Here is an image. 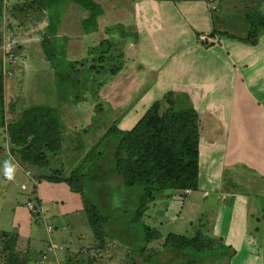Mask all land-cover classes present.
Here are the masks:
<instances>
[{"label":"trees","instance_id":"1","mask_svg":"<svg viewBox=\"0 0 264 264\" xmlns=\"http://www.w3.org/2000/svg\"><path fill=\"white\" fill-rule=\"evenodd\" d=\"M63 1L65 0H19L11 4L10 9L13 13L18 10L31 12L30 14L36 13V18L39 20L45 12L47 32L41 40V46L52 66L50 67L56 84L66 88L68 103H74L84 98L81 96V89L89 80L96 82L90 89L91 95L95 97L98 94L104 82V79H98V74L100 77L110 74L109 80L119 79L118 74L127 67L124 59L126 45L130 40L136 42L137 32L133 24L120 22L111 25L104 23L100 29L98 19L104 13L98 0H66L84 13L83 19L78 23L76 21L73 28H82L83 34L94 31L102 34L97 42L93 41V44L89 45L86 56L80 59H68L65 48L69 38L66 34L62 37L57 35V25L61 18L59 5ZM215 9L216 7L211 10ZM3 15L4 0H0V22ZM244 22L247 26L246 33L238 39L255 44L259 30L264 28V11L246 14ZM217 33L219 32L213 29L210 36ZM219 34L236 38L227 32ZM200 42L207 46L212 44L204 40ZM51 55L54 57L52 60H50ZM11 66V63L7 66L6 63L0 62V68L7 69L8 74H11L8 70ZM3 89L4 79L0 75V127L5 134L7 151L21 168L30 169V174L33 168L32 176L35 182L32 195L36 193L37 184L42 181L64 183L70 192L79 194L82 222L78 223L80 221L75 218L65 223L69 228L68 233H71L72 238L74 237L77 242L79 236L86 241L92 236L98 248L113 244L108 240L107 233L109 215L104 213L100 204L91 198L96 186L94 176H97L101 180L135 187L139 193L138 204L134 209L117 212L120 217L127 218L131 226L134 225L139 230L143 241L137 249H129L128 252L131 254L142 255L153 263L160 254V249L153 248L154 252L148 258L149 254L146 255L143 248L146 243L157 240L171 253L167 264H230L235 249L231 245L222 243L220 250H215V247L210 245L209 235L201 229L202 224H199L193 235L188 232L172 231L161 234L143 219L150 204H153L156 198H167L179 190L198 188V139L202 129V117L185 94L168 90L161 99L154 100L128 129L120 128L118 119L111 120L102 135L84 152L83 148L86 146L84 139L64 136L65 125L61 116L63 112L59 107L29 105L21 109L17 117L8 120L5 115ZM59 101L63 102L61 97ZM105 103L109 108L108 111L113 110L109 105L110 101L97 103L94 106L96 114L90 118L91 123L100 120L99 114ZM63 142H68V145L66 144L67 146L62 149ZM61 149L73 150L77 153L72 160L68 154L65 155V162H71L67 172L63 170L67 168V163L64 164V168L50 166L51 158H57L63 152ZM44 170L48 172H43ZM96 170L98 171L94 174ZM29 196L27 202L35 201V211H37L40 200L36 194ZM262 211L261 218L264 220V208ZM30 212L32 216L36 213ZM251 236L250 234L247 239L246 249L257 256L260 252ZM78 248H81L80 242ZM0 253L4 255V264H27L29 259L25 239L16 230L0 229ZM74 254L77 255V252Z\"/></svg>","mask_w":264,"mask_h":264},{"label":"rangeland","instance_id":"2","mask_svg":"<svg viewBox=\"0 0 264 264\" xmlns=\"http://www.w3.org/2000/svg\"><path fill=\"white\" fill-rule=\"evenodd\" d=\"M16 1L19 0H4V15L0 22V62L6 63L7 66L10 63L12 65L11 68H8V70L11 71V74L7 73V69L4 70L6 66L4 69L0 68V75L4 79L5 85L3 89L4 105L5 115L8 120H10L12 117H17L21 109L29 105L42 104L59 107V109H61L60 111L63 112L61 116L65 125L64 136H75L76 138L81 137L84 139L86 146L83 148V151L85 152L89 146L92 145L98 139V137L102 135L106 127H108L111 123V120L118 119V123L121 121L122 111L127 108V105L130 104L135 99V97L138 96L136 100H139L140 102L138 101L132 103L131 107L127 110V114L130 115L131 111L133 110V118L137 119L142 115V111L146 110L149 103H152L154 100L161 99L162 95L168 91L165 90L166 88H163L160 84L159 86L157 85L156 79L152 73H138V70L135 69L134 66L132 69H128L126 67V70L120 72L121 74H118V77L120 75L119 79L113 78V80H109L110 74L106 77H100V74H98V79H104L103 85L99 88L98 94L95 96L98 99H95V97L91 95L90 90L94 86V83L96 84V82L89 80L84 85V88L81 89V96L84 98L79 99L78 102L75 101L74 103H68L69 98L65 92L66 88L56 84L51 68L52 66L50 65V62L44 53L43 47L41 46V40L47 32V20L45 17L46 14L44 15L45 12L43 13L40 20L36 18V13L30 14L31 12L27 13L25 11L22 12L19 10L13 13L10 8L12 6L11 4ZM118 1L120 0H99L103 13L110 10L107 17H111V19L108 21L105 20V25L116 23L115 17H120V13L118 11H115L113 14L111 13V11H114L113 8L117 10ZM122 1H126L129 4L128 6H124L122 9V12H125L127 14L126 16H128L126 18L129 19L133 12L132 4L134 0ZM217 2L218 6H216L215 10H212V18L214 15L216 28L222 29L221 31L218 30V32H227L236 36V38H232L227 34L217 33L218 36L222 38L224 44L228 47L225 39L231 38L234 39L235 43L237 42L251 46L250 42L242 41L238 39V37H241L246 33L247 26L244 22V17L246 14L252 13L254 11H264V0H217ZM70 4L71 2L65 0L59 5L61 18L57 25V35L60 37H62L64 33L71 34V31L74 33V35H76V29L73 28L76 21L74 16L71 17L69 15L68 11L70 10ZM79 10L80 8L75 7L73 12ZM66 12L68 14H66ZM121 22L127 24L126 22L128 21L126 20ZM103 26L104 24L100 23V29ZM69 40L71 39L69 38ZM263 41L264 28H261L255 42V44L259 42V45L256 47L264 46ZM255 44L252 45L254 46ZM75 45L76 44H72L69 48H65L68 59H80L88 54L89 46L82 48ZM245 49L243 52H241V54L249 57L251 54L250 52H252L255 47H253V49L251 47H249L247 50ZM259 57H264V54H260ZM53 58V55H51L50 60ZM124 59L130 62V53L127 52L124 56ZM249 71H251L249 79L252 85L249 86V84H247V95H250L251 93L258 98H263L264 91H262V94H259L258 91L262 90V87L259 85L264 84V72L258 69H247V72ZM254 73L256 78L255 81L251 79ZM134 80L136 81L134 82ZM228 81L232 85V79L229 80L228 78ZM245 82H247V80ZM151 87L152 89L149 91ZM236 87L231 90L229 108L227 102L225 111L222 112V121L219 118H214L211 113H208V111L207 113L202 111L200 112L202 121H204V123L201 124L202 129L200 130L199 134L198 148L202 136V146L204 148V153L205 148L208 147L207 138L212 137L215 139L217 137L219 139L217 132L221 129H224L225 134H228V132L233 129L231 142H235V129H248L249 132L250 129H264V122L261 128L256 127V124H254L257 122V113L255 112L256 104L253 103L247 97V95H244L246 93L245 91L243 98L248 100L250 103L251 108H248V110L251 109V115H249L251 120L247 118L244 108H241L240 111L238 100L235 102L236 97H238V94H235ZM60 97L62 98V101L65 98V100L61 103L59 101ZM109 101L110 104H108L113 107V110L108 111L109 108L106 106V103L103 104L101 109L102 112L99 114L101 115L99 116V119L103 122L99 120L94 124L91 123V116L96 114L94 106L99 102L101 103ZM135 110H137V112ZM4 135L5 134L2 133V128L0 127V229L13 231L16 229L11 225V218L13 214L12 209L17 208L16 206H19L17 203H19L20 207H22L21 210L28 214L29 209L27 210V205L24 206V204L27 201V197L29 195V197H31L36 193L33 195L31 194L34 185V182L32 183V180L30 179L32 177L33 168L30 177L24 175V171L20 169L18 170L15 162H13L10 158L12 156H10L7 151V141L5 140ZM253 136L255 137L254 142L256 143V135ZM259 142L264 144V135L261 139L259 138ZM66 144L68 145V142H63L62 149L67 146ZM214 144V149L217 153L219 152L221 141H217L211 145ZM245 147L246 149L250 150V140L245 144ZM211 151L212 149L207 150V152ZM67 154L72 160V157L77 153H74L73 150L67 151L65 149L58 156L59 158H51V163L53 165L50 163V166L53 168H55L54 166H62L64 168V164L67 163V168L63 170L66 172L69 171L71 162H65V155ZM12 158L15 160L14 157ZM215 164L218 165V162ZM218 168L219 166H214L212 177L209 178L211 182L214 178L218 179L219 189L217 192H220L221 189L224 190V187L233 190H240L241 192H249L251 189H255L252 187L253 183H249L247 181L252 180V178L257 175V173H254V170L251 166L244 165L242 167L233 164L231 167L224 168L220 174L218 172ZM240 168L243 170V172H245L244 177H242V175L239 173ZM97 171L98 170L94 171L93 173L95 174ZM5 172H11L14 176V179L6 180L4 177H2L3 173ZM43 172H48V170H44ZM94 181H96V186L94 187V195L91 198L96 200V202L100 204L102 211L109 215L107 227L109 232L107 233L109 236H111V238L108 236V240H110V242L112 241V246H102L98 248L96 246V240H92V236H90V238L88 237V241H86L85 238L79 236L78 240L81 244V248H78L79 242H77L74 237L72 238L71 233H68L69 228L65 227L62 229L58 226V222L56 221L57 218H59L64 223L69 222L68 216L65 214H60L57 215V217L52 216L51 219H47V222L52 225L54 231L59 230V232L61 231L66 235L62 238L63 234L61 233L59 239L51 238L50 236V241H52V244L49 245L48 250H46L45 246L47 239L49 240V238L45 229L48 230L49 226L46 227L47 225L45 226L43 224L41 219L42 214L37 217V214L39 213H35L36 207L34 203L36 202L30 201V203L33 205V210L31 211L33 214L35 213L34 216L30 215L31 217L28 218L30 220L31 227L30 233L33 235L32 230L36 231L37 237H35V239L39 241V243L34 244V241H32V250L27 264H142V262H144V264H167L171 253L164 249L157 240H154L151 243H146L143 248L144 252L146 251V255L149 254L148 258H150L151 253L154 252L155 247L158 250L160 249L161 252L158 254L156 261H153V263H150V261L145 259L142 255L136 256V254L134 255L128 252L130 248L137 249L139 245H142L143 241L140 238L139 230L135 228L134 225L131 226V222L129 223L127 218L120 217L117 212L124 209L132 210L137 206L139 198L137 189L135 187L125 186L122 183L118 184L116 182L101 180L97 176H94ZM21 183L24 185V188H21H26L25 190L20 189ZM57 188L59 191L65 192V188L63 186L57 185L55 187V185L47 184L46 182L42 183L40 192L42 196L48 200V202H46L49 203V209L53 208L55 212H60V207L58 206L59 204L55 205V202L53 201L54 198H57V195L59 196ZM209 191L210 195L206 196L205 205L198 210L195 203L192 202V206L186 210V215L184 208L181 210L180 214L176 213L178 211L176 204H180V201L183 200V197L185 199V196H182L180 191H177L176 194H179V197L181 198H175L176 200L172 204H169V200L166 201V199L169 197H161L159 199L156 198L154 203L150 204L147 212L145 213L146 216H144L143 219L146 224L154 226L162 234L172 231L177 233L188 232L190 235L194 234V231L199 227V222L201 221L200 224H203L201 229L205 234L209 235L208 237L211 239L210 245L215 247V250H220L222 245L220 238L212 234L210 230L208 231L207 228L209 225H206V221L208 224H210L209 222L214 219V209L219 204L218 199L216 201L214 199L218 196L216 192L212 189H209ZM251 192L257 195H262V193H257V191ZM68 195L71 197L73 203L72 205L70 202L71 207L74 208L75 204L77 203L78 206L80 205L79 194H74L71 192ZM187 196L188 198L190 196L197 197L199 199L197 204H202L203 198H205L201 195V192L190 193ZM262 198L263 197L261 196L258 198L261 205L264 204V199L262 200ZM174 214L178 218H173ZM83 215L85 216L84 213ZM182 216L183 218H181ZM79 217L80 216H77V219ZM188 220L190 223H188ZM87 229L89 228L87 227ZM81 235H83V233ZM61 243L63 247H60L59 244ZM60 248H62V259L57 261L51 250ZM78 250L80 251L78 252ZM74 252H77V255L74 254ZM43 255L45 257H42ZM3 256V253H0V264H4L5 262ZM68 258H72L73 261L68 260ZM236 261V264H241L238 260Z\"/></svg>","mask_w":264,"mask_h":264},{"label":"crops","instance_id":"3","mask_svg":"<svg viewBox=\"0 0 264 264\" xmlns=\"http://www.w3.org/2000/svg\"><path fill=\"white\" fill-rule=\"evenodd\" d=\"M218 2H216V6H218ZM128 5L126 1L120 0L117 2V10L113 8L114 11H111L112 14L115 11L120 13V17H115L116 23H123L121 21L127 20L128 22L126 23L128 25L133 24L137 32L136 42L130 40L126 45V53H130L131 56L130 62L126 61L128 69H132L135 66L138 73H152L158 86L160 84L163 88H166L165 90H173L185 94L199 114H201V111L205 113L208 111L214 118H219L221 121L223 117L222 112L225 111L227 102L229 108L231 90L237 86L235 94H238V97H236L235 102L238 100L240 111L241 108H244L247 118L251 120L249 118L251 109L248 110V108H251L250 103L243 98L244 91L246 92L244 95L248 94L247 84L249 86L252 85L249 79L251 71L247 72V69H258L264 72V57H259L260 54H264V46L256 47L259 45V42L254 46L252 44L251 46H247L235 43L234 39L226 38L227 47L218 34L211 36L216 39L211 45L202 44L198 40L197 35L208 34L210 36L213 29L216 31L222 30L215 26V16L213 15L212 18L213 12L208 0H134L132 4L133 12L129 19L126 18L128 17L126 16L127 14L122 12L123 7ZM75 7L70 5V10L68 11L69 15L71 17L74 16L75 21L78 23L80 19H83L84 13L81 9L73 12ZM109 11L104 12L99 17V26L100 23L104 24L105 20L111 19V17H107ZM66 14L68 13L66 12ZM65 34L71 39L68 40L66 48H69L72 44L86 48L92 45L93 41L97 42L102 36L97 31L83 34L82 28L76 29V35L72 31L71 34ZM249 47L252 49L255 47L250 52L249 57L241 54L245 48L247 50ZM228 78L229 80L232 79V85L228 81ZM251 79L255 81V73ZM246 80L247 82H245ZM259 86L262 87V90L258 92L262 94L264 84ZM151 89L152 87L149 91ZM137 97L122 111V119L118 123L120 128L128 129L137 121L138 118H133V110L130 115L127 114V110L131 107L132 103L139 101L136 100ZM247 97L256 104L257 122L254 124H256V127L261 128L264 122V96L263 98H258L250 93ZM135 111L137 112V110ZM144 112L145 110L142 111V114ZM135 115L137 116L136 113ZM217 133L219 139L217 137L215 139L212 137L207 138L208 147L205 148V153L201 136L199 144L198 188L190 190L187 194L181 193L182 196H185V199L183 197L180 204H176L178 207L176 213L180 214L184 208L186 215V210L192 206V202L195 203L199 210L205 205L206 196L210 195L209 189H212L218 195L214 199L215 201L218 199L219 204L217 207L215 206L214 219L209 222L210 224L206 221V225H209L208 231L210 230L212 234L218 236L223 244L231 245L235 249L236 252L231 260V264H236V260L241 264H264V220L260 217L264 204L261 205L258 200L260 196L263 197L262 200L264 199V144L259 142V138L261 139L264 135V129H250V132L248 129H235V142H231L233 129L228 134H225L224 129H221ZM253 135H256V143L254 142L255 137ZM249 140L250 150L245 147V144ZM217 141H221V146L219 152L216 153L214 149L215 144H211ZM209 149H212V151L207 152ZM10 158L15 162L12 157ZM217 162L218 165L215 164ZM15 164L18 170L24 171V175L30 177V169H23L16 162ZM233 164L242 167L244 165L252 167L254 173H257V175L252 180L247 181L253 183L252 187L255 189H251V191H257V193H262V195H257L251 191L241 192L240 190L228 189L226 187H224V190L221 189L220 192H217L219 189L218 179L214 178L212 182L209 180L212 177L214 166H219L218 172L220 174L224 168L231 167ZM239 173L242 177L245 176V172L241 168ZM30 179L32 183L35 182L33 176ZM45 182L42 181L36 186V196L40 200L36 213H39L37 217L42 214L41 219L43 224L50 228L49 231L45 229L49 238V240L47 239L45 249L48 250L49 245L52 244L50 236L51 238L59 239L62 232H59V230L54 231V228L47 222V219H51L52 216L57 217V215L65 214L68 216L69 222L70 219H77V216H80L78 218L80 222L78 223H81L82 217L81 207L80 205L78 206V203L75 204L74 208L70 206L72 200L68 194L71 192L64 183L46 182L47 184L55 185V187L58 185L65 188V192L59 191L57 188L59 196L57 195V198L53 200L55 205L59 204L60 212H55L53 208L49 209L48 200L40 192L41 185ZM22 185L23 183L20 184V189L25 190L26 188H21ZM176 192L166 199V201L169 200V204H172L176 200L175 198L179 197V194H176ZM195 192H201V195L205 197L202 204H197L199 200L197 197H191V195L188 198V194ZM27 201L24 206H26ZM17 205H19L16 206L17 208L12 209L11 225L25 239L28 247V256L30 257L32 241H34V244L39 243V241L35 239L37 237L35 230H32L33 235L30 233L31 227L28 218L31 217V212L27 206L28 214L21 210L22 207H20L19 203ZM175 214L173 218L177 217ZM56 221L62 229L68 227L59 218ZM188 223H190L189 220ZM250 234L255 246L259 249L260 253L258 256L252 255L246 249L247 239L250 237ZM65 235L63 234L62 238ZM59 245L63 247L62 243ZM51 252L57 261L62 259V248L52 249ZM42 257L45 256L43 255Z\"/></svg>","mask_w":264,"mask_h":264},{"label":"built area","instance_id":"4","mask_svg":"<svg viewBox=\"0 0 264 264\" xmlns=\"http://www.w3.org/2000/svg\"><path fill=\"white\" fill-rule=\"evenodd\" d=\"M216 2H217V0H208V3L210 5L211 9H214L216 7V5H215ZM198 39L200 41L204 40V41H208V42H212V43H214L216 41V39L214 37H211L208 34H200V35H198ZM8 51H9V48H8ZM5 173H3L2 177H4L6 180H13L14 179V176H13V174L11 172H7V173L11 174L12 179H8L7 176L5 175ZM21 187L24 188V185H22ZM179 191L182 194H187V193L190 192V189H183V190H179ZM26 205L28 206L27 208L30 211L33 210V205L30 202H27Z\"/></svg>","mask_w":264,"mask_h":264},{"label":"clouds","instance_id":"5","mask_svg":"<svg viewBox=\"0 0 264 264\" xmlns=\"http://www.w3.org/2000/svg\"><path fill=\"white\" fill-rule=\"evenodd\" d=\"M5 175L7 176L8 179H12L11 174H9V173L6 172Z\"/></svg>","mask_w":264,"mask_h":264}]
</instances>
